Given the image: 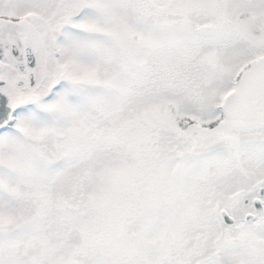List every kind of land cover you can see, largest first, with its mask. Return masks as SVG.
Returning <instances> with one entry per match:
<instances>
[{"label":"snow or ice","instance_id":"1","mask_svg":"<svg viewBox=\"0 0 264 264\" xmlns=\"http://www.w3.org/2000/svg\"><path fill=\"white\" fill-rule=\"evenodd\" d=\"M0 264H264V0H0Z\"/></svg>","mask_w":264,"mask_h":264}]
</instances>
